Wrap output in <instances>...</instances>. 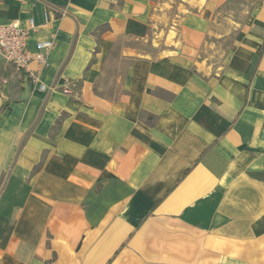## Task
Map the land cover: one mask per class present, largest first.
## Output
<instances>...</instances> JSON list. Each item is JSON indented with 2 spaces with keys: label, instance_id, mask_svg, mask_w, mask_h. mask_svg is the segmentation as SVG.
<instances>
[{
  "label": "crops",
  "instance_id": "obj_1",
  "mask_svg": "<svg viewBox=\"0 0 264 264\" xmlns=\"http://www.w3.org/2000/svg\"><path fill=\"white\" fill-rule=\"evenodd\" d=\"M29 19L56 45L45 91L0 54V264H264V0H0Z\"/></svg>",
  "mask_w": 264,
  "mask_h": 264
},
{
  "label": "built area",
  "instance_id": "obj_2",
  "mask_svg": "<svg viewBox=\"0 0 264 264\" xmlns=\"http://www.w3.org/2000/svg\"><path fill=\"white\" fill-rule=\"evenodd\" d=\"M45 17L47 18V15ZM37 28L34 19L26 22L15 20L0 25V54L17 69L26 71L32 82L38 85L41 91H45L46 86L40 82V70L48 65L49 53L56 44L53 39L38 42L36 52H30L28 50L30 33ZM32 63H36L39 70H32L30 68Z\"/></svg>",
  "mask_w": 264,
  "mask_h": 264
},
{
  "label": "rangeland",
  "instance_id": "obj_3",
  "mask_svg": "<svg viewBox=\"0 0 264 264\" xmlns=\"http://www.w3.org/2000/svg\"><path fill=\"white\" fill-rule=\"evenodd\" d=\"M242 39L240 33L208 36L207 49H204L203 55L209 58L208 63L213 72L221 70V66H223L226 58L230 56L234 45L241 42Z\"/></svg>",
  "mask_w": 264,
  "mask_h": 264
}]
</instances>
